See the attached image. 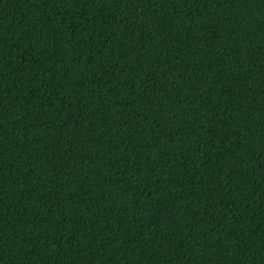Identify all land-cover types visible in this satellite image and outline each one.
<instances>
[{"label":"trees","instance_id":"trees-1","mask_svg":"<svg viewBox=\"0 0 264 264\" xmlns=\"http://www.w3.org/2000/svg\"><path fill=\"white\" fill-rule=\"evenodd\" d=\"M0 264H264V0H0Z\"/></svg>","mask_w":264,"mask_h":264}]
</instances>
